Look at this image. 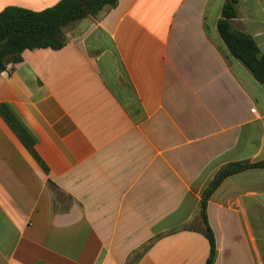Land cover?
Returning <instances> with one entry per match:
<instances>
[{
	"label": "crops",
	"instance_id": "obj_1",
	"mask_svg": "<svg viewBox=\"0 0 264 264\" xmlns=\"http://www.w3.org/2000/svg\"><path fill=\"white\" fill-rule=\"evenodd\" d=\"M230 1L119 0L0 74V264L207 263L204 190L264 161V84L218 32ZM236 1L264 53V0ZM207 217L215 264H264V168L226 178Z\"/></svg>",
	"mask_w": 264,
	"mask_h": 264
},
{
	"label": "trees",
	"instance_id": "obj_2",
	"mask_svg": "<svg viewBox=\"0 0 264 264\" xmlns=\"http://www.w3.org/2000/svg\"><path fill=\"white\" fill-rule=\"evenodd\" d=\"M118 2L119 0H62L41 12L18 7L5 9L0 13V74L27 50L62 49L66 45L65 27L88 17H98L115 8ZM236 4L237 1L232 0L224 6L218 32L231 54L250 70L259 83L264 84V53L252 36L236 30L232 25V20L236 18ZM255 168H264V161L226 165L216 173L204 190L199 213L211 245L206 264H215L217 259L216 238L207 217L212 195L229 176ZM150 245L151 243L144 246L138 254H143Z\"/></svg>",
	"mask_w": 264,
	"mask_h": 264
},
{
	"label": "built area",
	"instance_id": "obj_3",
	"mask_svg": "<svg viewBox=\"0 0 264 264\" xmlns=\"http://www.w3.org/2000/svg\"><path fill=\"white\" fill-rule=\"evenodd\" d=\"M12 69H13V66L9 65L6 70H12Z\"/></svg>",
	"mask_w": 264,
	"mask_h": 264
},
{
	"label": "rangeland",
	"instance_id": "obj_4",
	"mask_svg": "<svg viewBox=\"0 0 264 264\" xmlns=\"http://www.w3.org/2000/svg\"><path fill=\"white\" fill-rule=\"evenodd\" d=\"M192 226H193L192 224L188 225V227H192Z\"/></svg>",
	"mask_w": 264,
	"mask_h": 264
}]
</instances>
